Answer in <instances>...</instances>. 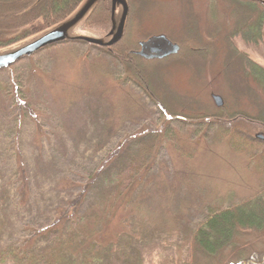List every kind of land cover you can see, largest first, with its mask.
I'll return each mask as SVG.
<instances>
[{
  "label": "rangeland",
  "instance_id": "rangeland-1",
  "mask_svg": "<svg viewBox=\"0 0 264 264\" xmlns=\"http://www.w3.org/2000/svg\"><path fill=\"white\" fill-rule=\"evenodd\" d=\"M133 2L142 34L179 43L199 35L216 47L212 61L183 57L158 68L157 91L174 111L220 113L215 94L228 112L264 115V85L234 73L241 68L229 49L264 68V41L237 35L254 28L258 9L240 0ZM6 14L0 7V19ZM104 34L84 21L72 31ZM134 79L100 47L72 42L0 71V246L35 245L63 264H184L212 211L264 199V126L171 120ZM126 158L137 187L122 202L110 178ZM56 224L61 240L44 233ZM199 264H264V231L242 232L235 247Z\"/></svg>",
  "mask_w": 264,
  "mask_h": 264
},
{
  "label": "trees",
  "instance_id": "trees-1",
  "mask_svg": "<svg viewBox=\"0 0 264 264\" xmlns=\"http://www.w3.org/2000/svg\"><path fill=\"white\" fill-rule=\"evenodd\" d=\"M1 1L4 3H0V7L4 8L7 14L0 19V52L12 49L30 39L37 38L72 19L86 2V0ZM240 1L248 3L249 6H253L261 13V17L254 28L252 23H247L237 31V35L245 43L256 45L258 42L264 41V7L258 0ZM129 7L125 36L122 41L117 45L100 49L119 59L126 68L131 70L135 82L149 94L169 119L191 124L206 123L209 121L235 123L239 119H244L251 123L264 126V115L252 117L240 111L231 113L224 108L221 109L220 113L212 115L185 114L181 111H174V108L157 91L156 77L158 75V68L163 64L183 57H189L193 60L197 59L201 62L212 61L211 59L213 58L216 47L211 43H203L202 38L196 35L195 37H191L188 42L179 43L176 41L181 46V50L176 56H171L164 60L143 59L133 52L138 50L139 43L147 40L150 35H144L140 30L141 20L138 18L136 12L137 2L135 5L133 0H129ZM84 24L89 26L91 30L95 31L99 29L100 31H104V33L106 32V35H104L107 36L113 26L111 0H102L87 16ZM71 42L78 43L76 41H67L50 48ZM229 49L235 58L239 59L237 61L235 60V62L241 68L240 70L235 69L234 73H241L243 71L246 77L250 76L255 83L264 85V68L255 63L252 58H248L241 52H238L231 42ZM246 79L242 80L247 82ZM135 167V161L132 158H126L122 166L120 164L110 178L117 184L120 189L119 193H123L122 195L119 194L122 196L120 199L125 200L122 202L128 201L137 187V183L134 182ZM96 177L97 175L95 174L92 180H96ZM81 201L82 199H79L76 203H80ZM76 215L79 217V221H83L79 211H77ZM78 222H72L71 226H77L79 224ZM68 229L65 228L64 231ZM60 231V225L56 224L53 228L44 231V233L50 237L55 236L54 238L60 236L61 240L64 233ZM246 231H264V199L262 196L244 201L242 204L226 210L212 211L208 220L195 232L190 243V257L186 259L184 264H199L201 260L205 259L211 263L212 260L220 257L223 251L235 247V242L239 235ZM41 235V233L38 234L36 240ZM56 256L52 253L50 256L38 254L35 252V245H28V243L27 246L26 243L23 245L6 244L0 246V264H63L59 259H56ZM256 258L258 256L254 259ZM81 264H89V262ZM162 264L181 263L171 260Z\"/></svg>",
  "mask_w": 264,
  "mask_h": 264
},
{
  "label": "water",
  "instance_id": "water-1",
  "mask_svg": "<svg viewBox=\"0 0 264 264\" xmlns=\"http://www.w3.org/2000/svg\"><path fill=\"white\" fill-rule=\"evenodd\" d=\"M102 0H86L79 11L74 15V17L63 24L55 27L51 31L40 36L36 40L18 48L11 52L0 54V70H6L22 61L23 59L29 58L37 54L38 52L46 49L50 46L64 43L66 41H77L83 42L99 47H111L121 41L124 37L126 30V23L129 14V5L127 0H111L112 2V16H113V28L107 38L98 39L86 36H73L72 31L81 24L87 16L97 7V5ZM264 7V0H258ZM122 8L120 20L118 23L115 21V12L117 7ZM110 38V39H109ZM174 50L170 53L164 54L157 58H164L168 55L177 54L179 51L178 45H173ZM140 56L146 59H152L155 57H149L143 53V51L138 53ZM213 100L217 107H222L224 102L220 96L213 95ZM262 138V137H261Z\"/></svg>",
  "mask_w": 264,
  "mask_h": 264
},
{
  "label": "flooded vegetation",
  "instance_id": "flooded-vegetation-1",
  "mask_svg": "<svg viewBox=\"0 0 264 264\" xmlns=\"http://www.w3.org/2000/svg\"><path fill=\"white\" fill-rule=\"evenodd\" d=\"M173 45L174 44L170 40H168L165 36H163V34H161V35H157V36L149 39L148 41L140 42L139 43V49L134 51L133 53L135 55H138L139 57H142L138 53L143 51V53L146 54L147 56L155 57L152 59H146V58L142 57L143 59L160 60L157 57H160L164 54H167V53H170L171 51H173L174 50ZM180 50H181V46L179 45V52H180ZM246 55L251 58V56L249 54H246Z\"/></svg>",
  "mask_w": 264,
  "mask_h": 264
}]
</instances>
